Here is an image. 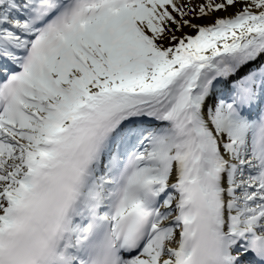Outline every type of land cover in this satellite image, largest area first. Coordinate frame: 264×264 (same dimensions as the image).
<instances>
[{
  "label": "snow or ice",
  "instance_id": "6c2138e0",
  "mask_svg": "<svg viewBox=\"0 0 264 264\" xmlns=\"http://www.w3.org/2000/svg\"><path fill=\"white\" fill-rule=\"evenodd\" d=\"M0 264H264V0H0Z\"/></svg>",
  "mask_w": 264,
  "mask_h": 264
},
{
  "label": "bare ground",
  "instance_id": "6f19581e",
  "mask_svg": "<svg viewBox=\"0 0 264 264\" xmlns=\"http://www.w3.org/2000/svg\"><path fill=\"white\" fill-rule=\"evenodd\" d=\"M232 11H234L233 9H230L229 10V13H219L218 15H221V16H223V15H228V14H230ZM197 23H208V21H197Z\"/></svg>",
  "mask_w": 264,
  "mask_h": 264
},
{
  "label": "rangeland",
  "instance_id": "374dc122",
  "mask_svg": "<svg viewBox=\"0 0 264 264\" xmlns=\"http://www.w3.org/2000/svg\"><path fill=\"white\" fill-rule=\"evenodd\" d=\"M197 2H199V0H197Z\"/></svg>",
  "mask_w": 264,
  "mask_h": 264
}]
</instances>
